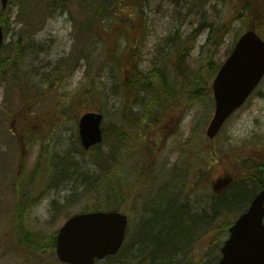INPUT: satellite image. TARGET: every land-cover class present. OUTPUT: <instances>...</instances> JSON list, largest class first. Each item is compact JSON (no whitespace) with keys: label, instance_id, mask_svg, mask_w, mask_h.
Returning <instances> with one entry per match:
<instances>
[{"label":"rangeland","instance_id":"1","mask_svg":"<svg viewBox=\"0 0 264 264\" xmlns=\"http://www.w3.org/2000/svg\"><path fill=\"white\" fill-rule=\"evenodd\" d=\"M138 1V10L129 5L118 12L126 17L128 29L135 12L140 20L139 26L132 28L133 45L138 41L134 59L120 68L113 62L101 65L100 71L99 62L106 59L101 45L89 47L95 60L90 75L85 61L68 65L78 60L82 44L88 42L80 24L99 11L91 7V1L49 0L46 9H36L38 0H10L5 11L0 2V21L9 18L4 27L6 47L0 53V264H36L11 250L20 198L13 193V179L37 175L33 205L26 209L25 219L33 232L51 235L64 225L68 215L105 203L91 189L102 174L93 157L112 153L111 133L115 131L131 135L134 150L121 162L129 183L126 197L109 202L131 219L122 252L97 264H217L215 257L229 238L228 229L247 210L254 184L242 182L246 188L243 194L240 180L264 169V80L216 139L210 141L206 131L214 115L212 68L221 67L244 30L257 28L264 36V0L232 4ZM244 5L250 11L238 20ZM219 21L224 29L212 33L213 23ZM118 36L110 39L116 40L111 53L125 43L124 39L118 41ZM17 43L22 47L20 52ZM71 56V62L64 61ZM13 58H17L14 74H4ZM135 68L143 74L155 72V77L160 76L156 69L167 73L173 96L145 112L147 94L135 88L130 94L122 93ZM196 74L211 86L206 89L207 97L193 95ZM14 75L15 81L21 77L20 87L14 88ZM130 110L141 113L142 128L138 131L124 119V112ZM88 111L104 115L102 128L111 136L86 152L80 143L78 122ZM37 165L40 168L34 172ZM59 172L62 177H55L57 184L50 181L48 188L37 187L49 182L48 175ZM229 178L230 185L214 193L218 180ZM234 194L237 197L232 204L222 200H232ZM185 203L199 212L195 219L178 209ZM166 229L183 235L159 234ZM54 260L46 255L40 264H58Z\"/></svg>","mask_w":264,"mask_h":264},{"label":"trees","instance_id":"2","mask_svg":"<svg viewBox=\"0 0 264 264\" xmlns=\"http://www.w3.org/2000/svg\"><path fill=\"white\" fill-rule=\"evenodd\" d=\"M37 0H34V3ZM38 5L36 9L42 7L43 9H46L49 5V0H38ZM52 1V0H50ZM82 2L91 1V7L95 10H99L97 12L92 13L91 20H88L86 22H82L80 24V30L81 32H84L87 34V43H83L81 50L79 51V57L77 61H73L68 66H72L73 64L79 62V61H85L88 64V75H90V72L93 69L94 66V58L92 57L90 51H88L90 48L96 47L97 45H101V49L103 54H105L106 59H104V63L101 64L99 62L100 71H101V65L105 66L110 64V62L115 63L119 68L124 65V63H128L129 60H133L135 57V50L137 45V40L134 42L133 45V39L131 37L132 35V28L135 26H139L140 20L136 19L137 12L134 13L133 17L134 20H131L132 26L128 29L126 28L125 24L127 22L126 17H123L122 15L118 14L119 11H123V8L125 6L131 5L134 7L135 10H138L137 4L140 3L138 0H81ZM237 0H210V2H215L216 4H219L220 2H226L229 3H237ZM24 2H27V0H24ZM96 3V5H95ZM139 5V4H138ZM98 8H96V7ZM35 7V6H34ZM250 11V7L248 5H244L240 8V11L238 12V15L236 18L238 20H242L244 18V14L246 15L247 12ZM264 11L262 12V14ZM9 22V18L3 19L0 21V25L3 27H7ZM30 24V23H29ZM224 29L223 23H220V21L217 23H213L212 25V33L218 34L221 30ZM255 31H258L257 28H253ZM246 31V30H244ZM102 32H105V34H102ZM114 34H118V41L121 39L125 40V43L122 45H119L115 50L114 53H111L114 48H112V44L116 42H111V37H114ZM106 35H108L106 37ZM213 37L211 34L210 40ZM6 47V46H4ZM12 50L14 51V43L11 45ZM15 47H17V51L20 52L22 47L20 44H15ZM90 47V48H89ZM21 54L18 53V56ZM17 58L14 61H10V70L6 68V70L3 71L4 74H14V66H16ZM65 62H71V57L64 58ZM130 61V62H131ZM67 62V63H68ZM212 63V61H210ZM96 64V63H95ZM66 66V67H68ZM219 66V65H218ZM220 69L219 67L212 68L213 72L211 73V76L218 73ZM131 77L130 82L128 83V88H125L126 90H123L122 93L124 94H130L129 92L134 91L137 89L138 92L143 91L145 94H147L148 101L146 102L145 106L143 107V110L145 112H148L149 110L153 109L152 107H157L159 104H161L166 97L172 95L173 89H171V86L168 81L167 73L165 74L162 70L156 69V73L160 76H153L155 72L149 73V74H143L141 71H139L137 68L130 71ZM18 78H21L18 76ZM17 81H15V75H14V88L15 86L20 87V84ZM9 79V78H8ZM157 79L156 82L153 80ZM194 93L193 95L195 97H199L201 95L207 97V90L211 89V86L209 88V83L205 82V78L201 77L199 74H196L195 80H194ZM125 85L127 83H124ZM22 89V87H21ZM207 89V90H206ZM131 90V91H130ZM172 90V92H171ZM121 93V94H122ZM101 94L100 92L98 93ZM173 96V95H172ZM37 97V96H36ZM32 104L36 103L34 101H31ZM68 111V108L66 112ZM140 112V111H139ZM130 113V114H129ZM141 113H136L134 110H130V112H124V119H126L128 122H130L136 131L140 130L142 128L141 126ZM30 134V132H29ZM112 137L114 138V145L112 146V153L109 156H94V162L99 165L101 176L99 177L97 182L95 183L97 186L93 187L91 186L92 191H96L98 193V196L102 199V202L105 201L103 204H99L98 206L88 208L87 212L90 211H110V210H117V204H110L109 201L113 198V201L117 202L120 199L123 200V198L126 197L125 191L127 192V180L124 179V166L121 165V162L124 161V158L128 159L129 154L134 150L133 147H131V138L132 136L126 133H119L115 131L114 133H111ZM107 136L105 134L104 142L108 140V138L111 136ZM15 137V136H14ZM15 139V138H14ZM49 155V152L47 155H45L43 158L46 160ZM46 165V164H45ZM40 165H37L35 168L36 172L40 167ZM46 169L48 168L47 166ZM51 169V167H49ZM66 171V170H64ZM255 171V169L253 170ZM257 172V173H256ZM256 172H254L253 176H247V178H244V180H240L239 189L241 193L244 194V190L246 189L243 185L248 184L247 182H252L254 184V188L252 189V198L256 193H258L261 189L264 188V169H257ZM45 173V172H44ZM37 175L30 174L29 178L27 179L25 176L21 177L23 178L22 181H20V177L13 179L12 181V189L13 193L16 194V196L19 195V200L17 201V205L15 207V228L16 232L14 237L10 240L11 247L15 253L20 254L23 256V258L36 262V264H40L41 260L47 255L49 258L54 257L55 262H57V259L55 257V239L57 232L52 233L51 235H41L38 234L37 231L33 232L31 228L28 226L26 219H25V213L26 209L29 205H33L34 197H33V191L35 186H33V180H35ZM55 177L59 178L62 177V172L59 173H51L50 177L49 175L46 177V181L49 180L48 183L41 182L37 187L40 189L48 188L51 183L54 182V184H57L58 182H55ZM19 179V180H18ZM51 181V183H50ZM243 182V184H242ZM124 187V188H123ZM240 194V192H239ZM236 194L233 195L232 200L229 198L222 199L223 201H226L228 204H232L233 199L236 198ZM251 199V196L249 197ZM221 200V201H222ZM29 201H32L30 203ZM109 202V203H108ZM242 202V201H241ZM53 207H56L55 204H53ZM115 207V208H114ZM168 211V210H165ZM68 218L71 217L70 215L67 216ZM67 218V219H68ZM186 225H189L186 223ZM161 235H172L173 237L178 238L180 235L183 234H171L169 230H163L160 233ZM172 236H170V240L172 241ZM181 241H179L180 243ZM219 246L218 245V253H219ZM219 255V256H218ZM215 257V261L217 262L218 258H220L221 253L218 254Z\"/></svg>","mask_w":264,"mask_h":264},{"label":"water","instance_id":"3","mask_svg":"<svg viewBox=\"0 0 264 264\" xmlns=\"http://www.w3.org/2000/svg\"><path fill=\"white\" fill-rule=\"evenodd\" d=\"M8 3L9 0H1L3 9ZM3 40L0 26V49ZM263 77L264 41L255 32L248 31L239 39L213 82L216 107L207 132L210 138L246 102ZM102 122L103 115L99 113L90 112L81 117L79 133L84 149L103 142ZM127 227V216L118 212L75 215L57 235V256L65 264H95L120 251ZM229 232L218 264H264V191L254 198L248 211Z\"/></svg>","mask_w":264,"mask_h":264},{"label":"flooded vegetation","instance_id":"4","mask_svg":"<svg viewBox=\"0 0 264 264\" xmlns=\"http://www.w3.org/2000/svg\"><path fill=\"white\" fill-rule=\"evenodd\" d=\"M220 180H221V179H220ZM181 207H183V208H182V209H183V210H182L183 212L187 211L186 214H189V215L194 216L195 213H199V212H197V211L194 212L193 208H190V206L188 205V203H187V204L185 203V205H182ZM178 209H179V208H178ZM129 216H130V215H129ZM193 218H194V217H193ZM204 218H205V216H204ZM190 235H192V234H190Z\"/></svg>","mask_w":264,"mask_h":264},{"label":"bare ground","instance_id":"5","mask_svg":"<svg viewBox=\"0 0 264 264\" xmlns=\"http://www.w3.org/2000/svg\"><path fill=\"white\" fill-rule=\"evenodd\" d=\"M180 211H181V210H180ZM160 233H161V232H160ZM160 233H159V234H160ZM172 246H173V245H172ZM162 254H168V253H162Z\"/></svg>","mask_w":264,"mask_h":264}]
</instances>
